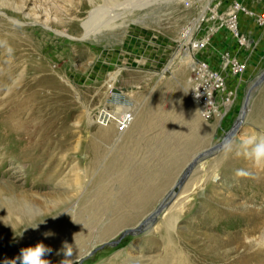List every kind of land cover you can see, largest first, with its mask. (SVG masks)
<instances>
[{
  "label": "rangeland",
  "instance_id": "374dc122",
  "mask_svg": "<svg viewBox=\"0 0 264 264\" xmlns=\"http://www.w3.org/2000/svg\"><path fill=\"white\" fill-rule=\"evenodd\" d=\"M13 1L26 2L21 22L28 24L21 23L23 28L39 29L28 18L37 14L74 39L66 47L56 38L45 40L40 29L33 30L32 37L46 41L34 59L35 69L39 58L47 67L63 68L65 74L55 70V80L68 86L65 80L69 79L81 87L92 114L107 109L117 117L130 114L142 123L152 120L153 125L132 138L126 136V141L122 129L105 139L97 134L112 124L111 118L105 115L106 123L93 124L87 118L85 137L101 146L102 160L94 167L84 152L55 150L62 173L49 186L34 180L36 167L20 154L22 145L5 141L1 117L14 113L15 122L32 131L39 120L32 116V106L4 105L0 204L24 201L36 210L0 211V264H19L22 249L45 246L54 227L67 217L58 239L61 252L50 260L43 256L49 264H264V222L253 230L240 217L249 209L264 214V189L256 176L236 175L239 169L255 173L248 158L225 156L222 151L229 139L264 137V0ZM98 7H103L101 14L85 37L83 20ZM113 19L112 29L103 28ZM57 23L65 25L57 27ZM188 51L195 71L188 69ZM118 71L120 76L107 89L112 73ZM117 96L122 99L112 105ZM72 98L77 104L72 124L77 125L76 118L85 111L75 93ZM159 99H170V106L165 118L153 120ZM204 108L211 113L209 119L203 118ZM134 138L138 143H132ZM24 146L26 152L30 150V144ZM116 149L130 158L114 169L110 162ZM75 169L87 173L84 181L90 198L96 196L97 177L104 175L101 208L92 207L82 217L80 201L69 210H56L52 199L59 193L64 202L75 198L76 193L64 185L74 179ZM126 176L131 186L122 182ZM136 195L144 199L130 213ZM126 213L135 218L112 233L105 232ZM82 226V246L72 250ZM165 251L168 257L158 263L157 257Z\"/></svg>",
  "mask_w": 264,
  "mask_h": 264
},
{
  "label": "bare ground",
  "instance_id": "6f19581e",
  "mask_svg": "<svg viewBox=\"0 0 264 264\" xmlns=\"http://www.w3.org/2000/svg\"><path fill=\"white\" fill-rule=\"evenodd\" d=\"M25 4L26 2H21V5H19L13 0H9V1L7 0L6 3L1 1L0 3V114H2L3 107L6 104L12 103L17 106L18 104H20L24 107L25 105L32 106V111H31L32 116L38 117L39 119L37 123V127L32 131L27 130V128H24L19 123L15 122L14 113H11V115L1 117L2 123L5 125L7 133L9 134L8 135L6 132H4L7 135L5 141L9 144L16 146L22 145V147L19 149L21 151L20 154H22V156L23 155L28 156L29 162L36 167L34 180H36L38 183L39 182L42 183L43 185L53 186L56 182H58L59 177L62 173L61 171L62 167L60 166V164H58L57 157L54 158L53 156L55 150H59V151L68 150L70 152H74V154H79L80 151L84 152L86 156H89L90 159L89 162L92 163L94 167H96L100 162V160H102L101 146L94 141L88 142L87 138L85 137L87 130L86 121L89 120L90 124L99 121L102 123H106L105 115H108L112 120V124L111 125L107 124L106 128H101L97 136L105 139L108 137L110 139L114 137L115 134H117L115 131L118 132L119 130L122 129L123 131L122 135L125 134V136H123L124 140L126 139V136L130 138L131 136L136 135V133L137 134L140 133V130H142V128L144 127L146 128L151 127L153 125V121L152 120L150 122L145 121L146 123H142L143 119L141 120L142 122H139L138 116L137 118H135L130 114L129 115L124 114L121 117H117V115L112 114L107 109H105L104 112L100 111L98 113L92 114L91 112L92 110H90L89 109L90 107L87 106V103H85V99H84L85 92H82L81 91L82 89L80 90L81 87L79 88L76 85H73L69 81V79L65 80V82L67 81L68 86L57 82L53 74L57 69H55V67L54 68L47 67L45 62H43V60H41L40 58L37 63L38 68L35 69L34 67L36 66V63L34 59L36 57H39L40 55L39 50H44L42 48V45H46L45 40L56 38L62 41L64 45L67 47L71 42H73L72 40L74 39L69 34L65 32H61V30L59 31L53 29L47 22H43L42 21L43 18L38 16L37 14H33V16L30 14L28 18L35 20V22L32 24L38 26L45 40L44 42H42L43 39L39 38V36L32 37L35 34L33 30L35 31L39 29L29 28L30 30H28L21 26L22 24L23 25L28 24V22H21V19L23 18L22 12L23 9H25ZM102 9L103 7L95 8L93 11L90 12L88 19L83 20V30L86 34L85 37L89 36L88 33L90 29H92L94 23L97 21L99 15L101 14ZM84 11L85 8L81 10V13H83ZM10 13L12 14L11 16ZM17 19L20 21H18ZM115 21L116 20L108 22L106 24L103 23L104 24L103 28L112 29L113 28L112 23H116ZM56 25L57 27H63L65 24L57 23ZM195 47H196L195 45L191 47V50H193V48ZM8 48H11L12 51L9 52ZM186 55H187V60L189 62L188 69L189 70L194 69L195 71L197 67L195 65V62L191 58L192 57L191 52L188 51ZM58 70H57L58 73H64L63 68ZM120 73L121 71L112 73L111 82L107 84V89L112 88L111 84L115 83L117 78L120 76ZM73 93L76 94V99L78 101L77 103L82 105L85 111L83 114H81L76 118L77 123L76 122L75 123L77 125L72 124V121L75 119L72 112L73 109L77 106L76 102H74L72 98ZM119 94L121 96L125 95L124 92H120ZM121 96L120 97L117 96L113 100H111V104L115 105L116 101L122 99ZM200 103L201 102L199 101V103L197 102L196 104L200 106L201 105ZM168 106H170V99H161L156 104L154 116L152 119L153 120L154 118L157 119V117L165 118L167 116L166 110ZM208 110L209 109L207 108H204L202 110L204 113L203 115L204 119H209L211 117V113ZM158 126H160V124ZM136 141H138V139L134 138L132 143H138ZM27 144H30L31 146L29 147L30 150L26 152L25 151L26 149L24 150L25 147L24 145ZM129 158H128V154H125L124 150L116 149L110 163L113 164L112 167L114 169L119 167L121 168L120 166L121 163H123L126 160H129ZM238 164L239 163L236 164L231 163L233 167L236 166L240 167L241 164L240 165ZM75 172L76 173L74 179L73 180L70 179V181H65L64 185L68 186L69 191H73L76 193L75 198L77 200H75V198H71L70 200L68 199L69 201H66L67 202L66 203L62 201L63 197L60 196V193L53 194L52 199L54 201V206L56 207V210H65V209L69 210L72 207L79 206L78 201H80V206L78 210L79 212L78 211L77 212L79 213V216L82 217L83 215L87 214L88 212L87 210H89L92 207L95 208V206H97V208H101L102 203L100 202V198H101L100 195L102 193V187L104 184V175L100 173L99 176L97 177V183L94 189V191L96 192V196L93 195L90 198L88 196L87 187L85 185L86 181H84L87 173L84 171H82L81 173V171L77 169H75ZM252 175L256 176L257 180L261 184L259 188L264 189V168L255 169V173L253 172ZM122 182L128 183V185L130 186L132 184L131 179H129V176L123 178ZM132 198H133L132 203L130 202V204H132L133 207L130 209L131 210L130 213L135 211L134 210L135 204H137L138 202L144 199L143 196H137V195ZM2 203L3 204H0V211H3L4 213H14V212L18 213L22 209H25L27 207H31L35 209L31 205L25 204L24 201H17L15 203L10 200L6 203L4 202ZM165 206L166 204L162 205L160 209L161 210L164 209ZM240 217L243 219L244 223H248L247 225L250 226L253 230L254 228L257 229V226L264 222V214L260 210L257 211V210L249 209L247 212H245V214H240ZM134 218H135L134 215L131 216L127 213L122 216H119L114 222H112V224H110L106 228L105 232L112 233L113 230H115L118 226L131 222ZM67 219H63L57 226H55L53 229V236L46 238L45 240L46 243L44 247L48 251L45 252L44 257L47 260L54 258L61 252V249L58 246L59 243L58 239H60L59 237H61L62 234L61 233L63 230L62 225L67 223ZM79 231H81L78 234L79 242L74 248L71 247L72 250H76L78 246H82L81 241L83 240L84 237V231H85L84 226H82ZM167 257H168V252L165 251L162 255H159L157 257L160 259L158 263L162 262ZM253 261L257 262L258 258L255 257Z\"/></svg>",
  "mask_w": 264,
  "mask_h": 264
},
{
  "label": "clouds",
  "instance_id": "9594fccd",
  "mask_svg": "<svg viewBox=\"0 0 264 264\" xmlns=\"http://www.w3.org/2000/svg\"><path fill=\"white\" fill-rule=\"evenodd\" d=\"M8 51L11 52L12 49L8 48ZM222 151L225 156L234 153L236 156H244L248 158L253 169L264 168V137L242 136L238 142L229 139L223 144ZM236 175L238 177H247L252 175V173L239 169L237 170ZM46 251L48 250L43 244H38L35 247L22 249L21 255L18 259L20 260V264H49L48 261L43 259ZM5 264H16V262L5 261Z\"/></svg>",
  "mask_w": 264,
  "mask_h": 264
},
{
  "label": "water",
  "instance_id": "95a60500",
  "mask_svg": "<svg viewBox=\"0 0 264 264\" xmlns=\"http://www.w3.org/2000/svg\"><path fill=\"white\" fill-rule=\"evenodd\" d=\"M263 78H264V74L262 75V78H261V81L263 80ZM250 94V93H249ZM247 102H248V97L246 98V101H245V105L244 106H246V104H247ZM195 162H193L190 166H189V169H188V172H190L192 169H193V167L195 166ZM187 174L188 173H185V176H187ZM185 180V179H184Z\"/></svg>",
  "mask_w": 264,
  "mask_h": 264
}]
</instances>
